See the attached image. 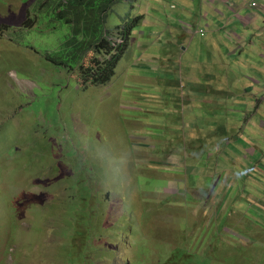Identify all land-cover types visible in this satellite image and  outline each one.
Masks as SVG:
<instances>
[{"label":"rangeland","instance_id":"374dc122","mask_svg":"<svg viewBox=\"0 0 264 264\" xmlns=\"http://www.w3.org/2000/svg\"><path fill=\"white\" fill-rule=\"evenodd\" d=\"M58 3L0 0V264H264V17L117 0L105 27L118 44L133 24L126 50L84 87Z\"/></svg>","mask_w":264,"mask_h":264},{"label":"trees","instance_id":"16d2710c","mask_svg":"<svg viewBox=\"0 0 264 264\" xmlns=\"http://www.w3.org/2000/svg\"><path fill=\"white\" fill-rule=\"evenodd\" d=\"M57 6L52 9L54 16L60 20L66 19L67 23L72 24V38L63 45V52L77 51L82 53L83 62L79 61L80 80L85 87L88 84L100 85L111 80L115 74V69L126 50V42L130 39L133 24L126 22L123 24L121 31L125 42L117 47H113L107 40V31L105 19L108 11L112 9L117 0H58ZM66 2V5L62 4ZM48 3V1L46 2ZM115 34V33H113ZM83 35L84 38H94L93 44L86 45L83 42L77 44L71 42L73 37ZM93 53L94 56H104L102 60L94 57L91 64H85L87 54ZM66 54V53H65ZM1 130V126H0ZM81 196L84 200L88 198L85 189H81ZM81 239L76 238L75 243H80ZM94 244V238L90 239ZM95 245V244H94ZM95 247H93L94 249ZM187 257L185 264H196L186 251H180L176 258L169 259L170 263H178ZM71 264H79L75 259ZM82 264H96L94 258L85 259Z\"/></svg>","mask_w":264,"mask_h":264},{"label":"crops","instance_id":"0c3cea01","mask_svg":"<svg viewBox=\"0 0 264 264\" xmlns=\"http://www.w3.org/2000/svg\"><path fill=\"white\" fill-rule=\"evenodd\" d=\"M211 2H213V3H219L220 2L223 5H227V4L230 5V9L226 11L227 16H231L230 14L233 12V17L231 16V18L224 25H221V23L218 25L216 22H217L218 18L223 19L225 17V14L215 13L214 16H212L213 18H215V22H212L215 31L218 30L217 27L220 25L222 27L231 26L233 18L235 20L239 21L240 23L244 24L245 27H243V28L246 29L249 22H251L253 20H257L259 17H262V18L264 17V14H261V12L262 13L264 12V4H263V7H261L262 9L260 10V12H258L256 15L249 13V14H246L245 16H241V13L239 14L240 8L236 5L234 0H211ZM208 28L210 29V27L207 26V29ZM236 52H238V48L230 51L228 54L231 55V54H235Z\"/></svg>","mask_w":264,"mask_h":264},{"label":"clouds","instance_id":"9594fccd","mask_svg":"<svg viewBox=\"0 0 264 264\" xmlns=\"http://www.w3.org/2000/svg\"><path fill=\"white\" fill-rule=\"evenodd\" d=\"M262 1H264V0H262ZM250 3H251V1H250ZM259 6H261V5H260V3H259V1H258V6L255 7V9H257ZM250 7H251V6H250ZM251 8H252V7H251ZM29 22H30V23H35V20L30 19ZM121 28H122V30H123V27H121ZM119 29H120V28H119ZM122 38H123V43H124V42H125L124 37L122 36ZM107 40L111 43V45H112L113 47H117V45H121V44H123V43H118V44L115 43V40H116L115 34H109V35L107 36ZM101 238H102L101 236H98V237L94 238V244H95V246H96V243H97L99 240H101Z\"/></svg>","mask_w":264,"mask_h":264},{"label":"built area","instance_id":"2783aa9c","mask_svg":"<svg viewBox=\"0 0 264 264\" xmlns=\"http://www.w3.org/2000/svg\"><path fill=\"white\" fill-rule=\"evenodd\" d=\"M258 1H259V0H251L250 6H251L252 8L257 7V6H258ZM201 33L203 34L202 31H201Z\"/></svg>","mask_w":264,"mask_h":264}]
</instances>
